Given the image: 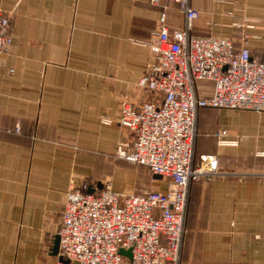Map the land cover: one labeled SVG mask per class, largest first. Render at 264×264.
I'll return each instance as SVG.
<instances>
[{
    "label": "crops",
    "instance_id": "crops-1",
    "mask_svg": "<svg viewBox=\"0 0 264 264\" xmlns=\"http://www.w3.org/2000/svg\"><path fill=\"white\" fill-rule=\"evenodd\" d=\"M191 4L200 12L192 34L239 45L236 32H247L252 57L264 62V0ZM165 6L170 30L184 29L166 0H0L13 38L0 58V264H57L60 247L53 249L74 183L94 189L112 174L118 192L167 189L165 177L148 178L145 165L115 157L132 140L119 123L122 102L149 97L138 83L155 61L149 42ZM213 90L210 80L196 83L198 97ZM197 131L196 164L215 154L220 173L191 184L181 264H264V113L201 107Z\"/></svg>",
    "mask_w": 264,
    "mask_h": 264
},
{
    "label": "built area",
    "instance_id": "built-area-1",
    "mask_svg": "<svg viewBox=\"0 0 264 264\" xmlns=\"http://www.w3.org/2000/svg\"><path fill=\"white\" fill-rule=\"evenodd\" d=\"M166 1L184 16L185 28L170 30L165 6L149 42L155 61L138 83L149 97L141 104L122 102L119 123L131 130L132 140L121 142L116 155L165 177L168 187L118 192L110 178L93 191L88 181L71 185L58 230L57 264L66 259L77 264H181L191 184L220 173L215 154H202L194 163L199 108L264 113V62L252 57L250 34L237 31L239 45L229 37L194 35L200 12L191 0ZM243 20L245 29L254 28L249 18ZM12 41L10 16L0 14V58ZM200 80L214 82L211 95L197 96ZM15 130H21L20 123ZM225 132L221 129L220 135ZM122 249H130V255Z\"/></svg>",
    "mask_w": 264,
    "mask_h": 264
},
{
    "label": "rangeland",
    "instance_id": "rangeland-1",
    "mask_svg": "<svg viewBox=\"0 0 264 264\" xmlns=\"http://www.w3.org/2000/svg\"><path fill=\"white\" fill-rule=\"evenodd\" d=\"M115 157H117V155H115ZM118 158H119V157H118ZM139 165H140V166H143V165H141V164H139ZM142 169H143V170H142V171H143V174L146 175L148 178H151V173L149 172L148 167L143 166ZM107 178H110V179L114 180V176H113L112 174H106V175H104V176L102 177L101 181H104V180H106ZM139 188H141V187L138 186L137 188H135V189H133V190H137V189H139ZM122 252H125L127 255H130L131 250H130V249H122Z\"/></svg>",
    "mask_w": 264,
    "mask_h": 264
},
{
    "label": "water",
    "instance_id": "water-1",
    "mask_svg": "<svg viewBox=\"0 0 264 264\" xmlns=\"http://www.w3.org/2000/svg\"><path fill=\"white\" fill-rule=\"evenodd\" d=\"M93 188H90L89 191H93ZM59 247H60V235L57 234L56 236V240H55V245H54V252L57 253L59 251ZM68 260V259H66Z\"/></svg>",
    "mask_w": 264,
    "mask_h": 264
},
{
    "label": "trees",
    "instance_id": "trees-1",
    "mask_svg": "<svg viewBox=\"0 0 264 264\" xmlns=\"http://www.w3.org/2000/svg\"><path fill=\"white\" fill-rule=\"evenodd\" d=\"M194 163L196 164V161L194 160Z\"/></svg>",
    "mask_w": 264,
    "mask_h": 264
}]
</instances>
